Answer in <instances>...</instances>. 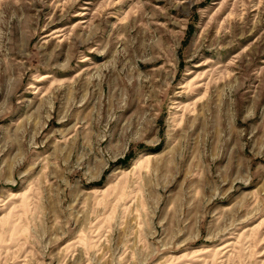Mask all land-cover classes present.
<instances>
[{
    "label": "rangeland",
    "instance_id": "rangeland-1",
    "mask_svg": "<svg viewBox=\"0 0 264 264\" xmlns=\"http://www.w3.org/2000/svg\"><path fill=\"white\" fill-rule=\"evenodd\" d=\"M0 264H264V0H0Z\"/></svg>",
    "mask_w": 264,
    "mask_h": 264
}]
</instances>
